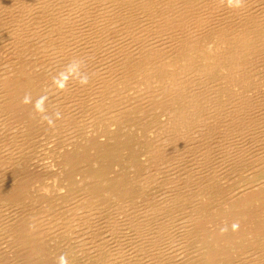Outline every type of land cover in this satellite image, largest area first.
<instances>
[{
	"label": "bare ground",
	"instance_id": "obj_1",
	"mask_svg": "<svg viewBox=\"0 0 264 264\" xmlns=\"http://www.w3.org/2000/svg\"><path fill=\"white\" fill-rule=\"evenodd\" d=\"M232 3L0 0V264H59L63 244L92 264H264L261 236L258 251L232 262L203 240L198 250L189 244L206 183L228 162L264 158L250 150L264 146V81L256 95L249 89L253 65L264 64V0ZM142 105L154 110L153 130L132 113ZM160 108L174 116L160 118ZM137 129L134 142L147 152L127 165L138 172V196L79 159L63 178V148L77 154L84 143L94 153L96 135L134 139ZM117 191L126 198L104 218L99 196ZM179 213L187 225L177 234L168 220Z\"/></svg>",
	"mask_w": 264,
	"mask_h": 264
},
{
	"label": "rangeland",
	"instance_id": "obj_2",
	"mask_svg": "<svg viewBox=\"0 0 264 264\" xmlns=\"http://www.w3.org/2000/svg\"><path fill=\"white\" fill-rule=\"evenodd\" d=\"M260 62V61H259ZM259 62H257L254 66V70H253V77H252V80H255V81H252L250 84L251 87L249 88L251 91L250 93L252 95H255L258 93V92H255L256 89H254L255 87L256 88H259L261 86V81L263 82L264 81V64L261 62V66L259 64ZM263 64V65H262ZM261 68H259V67ZM255 69L258 73L255 72ZM256 74V75H255ZM259 74V75H258ZM258 76L260 78H258ZM257 78V79H256ZM261 79V80H259ZM263 79V80H262ZM258 80V82L260 81V84L256 83V81ZM264 83V82H263ZM262 83V85H264ZM257 86H253V85H256ZM254 87V88H253ZM263 87V88H262ZM254 92H253V91ZM263 90V91H262ZM261 92L259 94L260 96V102H263L262 104H264V86H261L260 87V91ZM248 92V94H250ZM247 94V95H248ZM250 94V95H251ZM133 97V95L131 96ZM129 97V98H131ZM134 101H136L134 99ZM138 102L141 101V99L139 98L137 100ZM136 101V102H137ZM258 101V100H257ZM136 105V104H135ZM143 106V105H142ZM144 109H143V112H135L137 108H135L133 110V115L136 116L135 114H138V115H141L142 118L144 119V117H146V120H143L142 123L145 121V125L147 126H144L142 129H145L146 127L148 128V125L151 126L150 129H154V124H152L153 122L151 121L153 119V113L152 109H150L149 107H147L145 109V105L143 106ZM141 107V108H143ZM264 107V105H263ZM150 109V110H148ZM139 109H137L138 111ZM145 110V111H144ZM157 111H159L160 113V118H163L166 116V117H171L174 116L172 114H174V112H171L173 110H165L164 108H160L158 109ZM167 111V112H166ZM264 111V109H263ZM262 111V112H263ZM162 112V113H161ZM164 113V114H163ZM172 113V114H171ZM264 113V112H263ZM151 114V115H150ZM168 114V116H167ZM147 116H148V119H147ZM163 116V117H162ZM150 119V120H149ZM166 119V118H165ZM158 121V120H157ZM148 122L150 124H148ZM149 126V127H150ZM67 130L64 131V126H63V147H65L64 145V139L66 137V135H69L68 131L66 132ZM134 135V139L133 138H129L127 136V134H123L121 135V133H117V134H111L112 136H114L113 138L109 139L108 137H106L105 135H96L95 136V139L96 140H93L92 143L93 144H96L98 146V148H96L97 150L91 153H93L91 155V153H89L90 150H87L86 149V144H81V150L78 151L77 154H73L72 152H70L71 150L69 149H65L63 148V178L65 177V170H66V165H68L69 163L73 164L75 161L77 162H81L82 165H87L89 168H92L93 170H96V171H99L98 173H102L107 179H110L109 181H111V185L114 186V188L116 189H120L118 187H116L114 184H118L120 187H122L123 191L127 192L130 194V195H136L138 196V193H137V190H135V187H134V178L137 177V173L138 172H135L133 170H131V168L129 167V165H127L128 161L129 162H132V163H135L139 160V157L142 158V155L140 154H145L147 152L146 149H140L137 147L136 145V141L134 142V140H136L138 138V134L140 135L141 133V129H138L135 130V131H131ZM76 135L78 136V132H76ZM75 135V136H76ZM100 135V136H99ZM137 136V137H136ZM103 140H102V138ZM125 137V138H124ZM127 137V138H126ZM93 139V138H92ZM101 139V140H100ZM116 139H117V142H116ZM129 139V140H128ZM99 140V141H98ZM122 140V141H121ZM120 141V142H119ZM122 142V143H121ZM114 143V144H113ZM129 143V144H128ZM132 143V144H131ZM91 144V145H93ZM108 144V145H107ZM119 144V145H118ZM125 144H126V147H125ZM128 145V147H127ZM114 149H112V147ZM118 146V147H117ZM255 145H251L252 149H250L253 153H256L257 151L260 152L262 150V153H264V146L263 145H257L256 147ZM111 147V148H109ZM102 148V149H101ZM133 148V149H132ZM260 148V149H259ZM112 151L113 152V155H115V158L113 161H110L109 159H112V158H107L106 155V152L105 151ZM112 149V150H111ZM119 149V150H118ZM137 149V150H136ZM257 149V150H256ZM101 150V151H100ZM118 150V151H117ZM136 150V151H135ZM139 150V151H138ZM141 150V151H140ZM143 150V151H142ZM123 151V152H122ZM134 151V153H133ZM138 151V152H137ZM102 152V153H101ZM105 154H104V153ZM117 152V154H116ZM130 152V153H129ZM145 152V153H144ZM84 153V154H83ZM100 153V154H99ZM115 153V154H114ZM129 155H128V154ZM98 154V155H97ZM104 154V155H103ZM125 154L127 156H125ZM138 154V155H137ZM87 155V156H86ZM91 155V156H90ZM118 155V156H117ZM102 156V157H101ZM131 156V157H130ZM137 156V158L135 157ZM87 157V158H86ZM98 157V158H96ZM106 157V158H105ZM122 157V158H121ZM131 159H130V158ZM135 158V159H134ZM91 159V160H90ZM98 159H100V163L99 165L100 166H104L102 168H93L94 166H91V165H94L93 161H98ZM134 159L135 162L132 160ZM138 159V160H136ZM258 160V159H256ZM85 161V162H84ZM254 161V162H253ZM257 161L255 160H249V161H245L243 163H238V165L236 164L235 166H232L234 165L235 163H231V162H228V164L226 163L225 165L229 166H223L222 168L224 169L223 170H219V174L220 176L214 180H211L209 181L208 183H206V192H207V196L204 198V201L202 203V207H203V210H201V217L195 222L194 224V227L192 226L191 229H193L192 233L190 234L192 237V241L189 243L190 246L193 248V250H198L199 248H201V242L202 241L204 244L208 243V245H211L212 247H214L215 249H223L225 251V254L224 256H227V258L229 259V262H232V261H235L236 258L242 254L244 251H246L249 247L253 248L254 251H258L260 248H261V244L258 242L260 241L261 237L264 239V158L261 159V160H258V162L256 163ZM262 162V163H261ZM118 164V165H117ZM243 164V165H242ZM261 164V165H260ZM110 167H109V166ZM113 165V166H112ZM117 165V166H115ZM249 165H251L249 167ZM126 166V167H125ZM233 168H232V167ZM241 166V167H240ZM255 166V167H254ZM109 167V168H108ZM240 167V168H239ZM249 167V168H248ZM254 167V168H253ZM195 167H192V171L195 170L194 169ZM221 168V169H222ZM247 168V170H246ZM259 168V169H258ZM225 169L227 171L226 172L227 174L230 173V174H225ZM249 169L251 170L250 173H249ZM256 169H257V173H256ZM102 170V171H101ZM107 170V171H106ZM113 170V171H111ZM253 170V171H252ZM101 171V172H100ZM234 171V172H233ZM246 171V172H245ZM37 172H41V171H37ZM111 172V173H110ZM141 172V171H140ZM139 172V173H140ZM242 172V173H241ZM41 173H44V172H41ZM115 173V174H113ZM234 173V174H233ZM239 173V174H238ZM141 174V173H140ZM250 174V175H249ZM263 174V175H262ZM111 175V176H110ZM205 177H206V182L208 181L207 180V177L209 175V173L205 172ZM216 174H213V172L211 173V176H215ZM224 175V176H223ZM235 175V176H234ZM124 176V177H123ZM79 177V176H78ZM160 176V179L163 180L165 178ZM210 177V176H209ZM221 178V179H220ZM239 178V179H238ZM112 179V180H111ZM218 179H220L219 181L220 182H217ZM51 180V179H49ZM122 180V181H121ZM231 180V181H230ZM64 181V180H63ZM117 181V182H115ZM130 181V183H129ZM216 181V182H215ZM228 181V183H226ZM236 181V183H235ZM259 181V182H257ZM256 182V183H255ZM122 185H121V184ZM223 183V184H222ZM225 183V184H224ZM66 182H63V186H66L65 185ZM221 184V185H220ZM260 184V185H258ZM263 184V185H261ZM214 185V186H213ZM220 185V186H218ZM227 185V186H226ZM254 185V186H252ZM258 185V186H257ZM224 186L227 187L226 190H224ZM128 187V188H127ZM140 187V186H139ZM152 187H155V186H152ZM230 187V188H229ZM240 187V188H239ZM246 187V188H245ZM252 187V188H251ZM254 187V188H253ZM162 187H160L158 189V192L160 191ZM223 188V189H222ZM244 188V189H243ZM64 191L63 192H66L65 190V187H63ZM129 189V190H128ZM132 189V190H131ZM150 190H153L152 192H155L157 189L154 188V189H151L149 188ZM127 190V191H126ZM149 190V193L151 194L152 192ZM245 190V191H244ZM222 191V192H221ZM243 191V192H242ZM118 192V191H117ZM220 192V193H219ZM230 192V193H229ZM233 192V193H231ZM239 192V194H238ZM212 193V194H211ZM237 193V194H236ZM64 194V193H63ZM119 194V195H118ZM118 194L114 195V196H109L108 198V195H106V193H103L102 195L99 196V198L101 199V201L99 200V204H104L102 210L104 212L103 214V217H108L109 214L112 213L113 211V208H109V206H112L113 204H117V205H120L123 203V200L126 198L124 197L122 200L120 199L121 198V193L118 192ZM129 194H127L126 196H129ZM241 194V195H240ZM210 195V199H209V196ZM230 195V196H229ZM236 195V196H234ZM107 196V197H105ZM135 196V198H136ZM225 196V197H224ZM65 197V198H64ZM224 197V198H223ZM232 197V198H231ZM234 197V198H233ZM236 197V198H235ZM63 198L68 200V202H72L70 201L71 199L69 197H66V195H63ZM134 198V197H133ZM231 198V199H230ZM117 199V200H116ZM143 199V198H142ZM142 199H130V202L132 204H134L136 201L138 202H141L140 200ZM206 199V200H205ZM215 200H218V201H214ZM221 199V200H219ZM231 201L230 204L229 203H226L228 200ZM261 199V200H260ZM227 200V201H226ZM208 201V202H207ZM210 201V202H209ZM224 201V202H223ZM226 201V202H225ZM221 202V203H220ZM73 203V202H72ZM86 203H88L86 201ZM218 203V204H217ZM255 203V204H254ZM69 204V203H68ZM67 204V205H68ZM130 204V203H129ZM212 204V205H211ZM220 204V205H219ZM223 204V205H222ZM89 205V204H88ZM214 205V206H213ZM217 205V206H216ZM219 205V206H218ZM206 206V207H205ZM210 206V207H209ZM225 206V207H224ZM106 207V208H105ZM208 207V208H207ZM214 209H212V208ZM261 207V208H260ZM248 208V209H247ZM187 209V210H186ZM186 211H184L183 213V218L185 216H188L189 214V211H191L188 207H186ZM250 209V210H249ZM259 209V210H258ZM247 210V211H246ZM249 210V212H248ZM252 210V211H251ZM188 211V212H187ZM207 211V213L205 212ZM211 211V212H210ZM254 211V213H252ZM247 212V213H246ZM261 212V213H260ZM217 213V214H216ZM237 213V214H236ZM241 213V214H240ZM108 214V215H107ZM207 214V215H205ZM255 214V215H254ZM205 215V216H204ZM224 215V216H222ZM235 218H234V216ZM239 215V216H238ZM177 217L176 218H173L171 217L170 219L171 220H168L170 224H168V221H167V224L168 226L173 229V233H177V234H180L181 232L180 231H183L182 227L183 225L186 226V221L185 220H181L180 218H182V216H180V213L176 215ZM217 216V217H216ZM227 216V217H226ZM238 216V218H237ZM173 218V219H172ZM222 218V219H221ZM234 218V219H233ZM237 218V219H236ZM175 219V220H174ZM208 219V220H207ZM219 219V220H218ZM172 220H173V223H172ZM207 222H206V221ZM227 220V221H226ZM237 220V221H236ZM242 220V221H241ZM249 220V221H248ZM257 220V221H256ZM215 221V223H214ZM219 223H218V222ZM226 222L225 226H224V223L223 222ZM254 222V223H253ZM185 223V224H184ZM233 223V224H231ZM253 223V224H252ZM215 224V225H214ZM223 224V225H221ZM231 226H230V225ZM233 225H237L236 228H233ZM199 226V227H198ZM201 226V232L199 230ZM209 226V227H208ZM224 226V227H222ZM195 227L197 229H195ZM220 227V228H219ZM229 227V228H228ZM209 228V229H208ZM212 228V229H211ZM214 228V229H213ZM224 228V229H223ZM219 229V230H217ZM228 229H230L229 231H227ZM197 230V231H196ZM206 230V231H205ZM125 232L124 233H129V231H127L126 229L124 230ZM196 231V232H195ZM198 231L200 233H198ZM212 231V232H211ZM214 231V232H213ZM204 232V233H202ZM208 232V233H207ZM241 232H243L244 234H241ZM210 233V234H209ZM234 233V234H233ZM203 234V235H202ZM230 234V235H228ZM196 235V236H195ZM200 237H199V236ZM205 235V236H204ZM210 235V236H209ZM245 235L247 237H245ZM258 235V236H256ZM209 236V237H208ZM261 236V237H260ZM241 237V238H240ZM248 237H250L248 239ZM254 237V238H253ZM257 237V238H256ZM260 237V238H259ZM240 240H239V239ZM253 238V239H252ZM194 239V240H193ZM197 239V240H196ZM248 239V241H247ZM251 239V240H250ZM262 240V239H261ZM199 241V242H198ZM242 241V242H241ZM196 242V243H195ZM236 242V243H235ZM245 242V243H244ZM258 243V244H257ZM200 244V245H199ZM226 244V245H225ZM230 244V245H229ZM251 244V245H249ZM195 245V246H194ZM234 245V246H233ZM229 246V247H228ZM243 246V247H242ZM223 247V248H222ZM228 249H227V248ZM235 247V248H234ZM230 248V249H229ZM247 248V249H246ZM66 249H67V245L65 246L63 244V255L66 256L67 258V262L68 264H92L91 262L90 263H86L83 261L82 259V256L80 255H76L73 251H70L69 254H66ZM226 249V250H225ZM256 249V250H255ZM228 250V251H227ZM260 254H262L264 256L263 253H261L260 251H258ZM240 253V254H239ZM229 254V255H228ZM235 254V255H234ZM235 257V258H234ZM232 259V260H231ZM222 264V263H221Z\"/></svg>",
	"mask_w": 264,
	"mask_h": 264
},
{
	"label": "clouds",
	"instance_id": "obj_3",
	"mask_svg": "<svg viewBox=\"0 0 264 264\" xmlns=\"http://www.w3.org/2000/svg\"><path fill=\"white\" fill-rule=\"evenodd\" d=\"M243 0H235V7L239 8L242 6ZM228 5L229 7L233 6L232 0H228ZM84 83H86L87 81H83ZM237 225H233V228H236ZM59 264H68L67 262V258L66 256L62 255L61 257H59Z\"/></svg>",
	"mask_w": 264,
	"mask_h": 264
}]
</instances>
